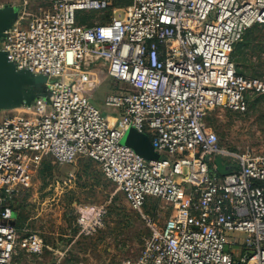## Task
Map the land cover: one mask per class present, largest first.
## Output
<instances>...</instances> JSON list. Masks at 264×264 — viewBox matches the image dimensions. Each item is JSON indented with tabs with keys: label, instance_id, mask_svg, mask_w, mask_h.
I'll list each match as a JSON object with an SVG mask.
<instances>
[{
	"label": "built area",
	"instance_id": "obj_1",
	"mask_svg": "<svg viewBox=\"0 0 264 264\" xmlns=\"http://www.w3.org/2000/svg\"><path fill=\"white\" fill-rule=\"evenodd\" d=\"M29 3L22 0L0 50L16 71L45 78L44 95L0 119V264L21 239L15 197L31 180L28 162L46 156L95 160L135 209L148 196L172 207L161 225L145 216L151 235L137 259L121 264H264V152L221 144L207 121L214 106L242 113L264 95V79L232 58L248 29L264 23V0ZM90 11L111 17L80 23ZM101 68L118 81L106 110L78 89ZM131 127L169 157L146 159L123 144ZM217 157L229 164L225 173ZM23 242L33 254L44 250L35 232Z\"/></svg>",
	"mask_w": 264,
	"mask_h": 264
},
{
	"label": "rangeland",
	"instance_id": "obj_2",
	"mask_svg": "<svg viewBox=\"0 0 264 264\" xmlns=\"http://www.w3.org/2000/svg\"><path fill=\"white\" fill-rule=\"evenodd\" d=\"M21 2L0 0V19L17 13ZM41 2L30 0L28 6L38 8ZM82 15L89 16L80 23L91 24L109 20L111 12ZM232 58L243 73L264 79V23L249 28ZM117 82L101 68L93 74L91 84L78 89L106 110L104 99ZM30 88L35 97L28 92ZM41 94L44 95L43 83L0 91V119L22 113L27 102ZM207 121L221 144L264 152V95L255 97L242 113L214 106ZM125 141L128 136L121 140L123 144ZM155 151L159 158L169 157L167 152ZM28 166L31 180L20 187L15 197L21 239L9 264H121L126 259H137L151 235L145 216L161 225L172 213V207L155 196H148L142 209L133 208L118 185L104 176L100 164L86 156L71 164H58L46 156L40 163L29 161ZM32 232L44 243L39 255L28 251L23 242L24 235Z\"/></svg>",
	"mask_w": 264,
	"mask_h": 264
},
{
	"label": "water",
	"instance_id": "obj_3",
	"mask_svg": "<svg viewBox=\"0 0 264 264\" xmlns=\"http://www.w3.org/2000/svg\"><path fill=\"white\" fill-rule=\"evenodd\" d=\"M17 15L18 12L5 19H0V39L4 35V31L9 28L17 18ZM25 75H29L30 77L26 79L24 77ZM44 81L45 78L42 76H34L25 71H16L15 68L7 62L4 52L0 50V91L20 89L26 83L30 86H35V84L43 83ZM28 92L31 93L33 97L36 96L33 89L30 88ZM32 101L33 100L28 101L27 104H31ZM127 136L128 141L124 142L125 145L132 147L138 154L146 159H159L152 140L147 134L135 128H130L123 136V140Z\"/></svg>",
	"mask_w": 264,
	"mask_h": 264
},
{
	"label": "trees",
	"instance_id": "obj_4",
	"mask_svg": "<svg viewBox=\"0 0 264 264\" xmlns=\"http://www.w3.org/2000/svg\"><path fill=\"white\" fill-rule=\"evenodd\" d=\"M107 12H110V11H107ZM88 16L89 15H80L79 16V20L80 21H82V22H84V21H86V19H88ZM79 21V22H80ZM103 22H105V21H103ZM91 24H94V23H91ZM256 25V24H255ZM249 30V29H248ZM247 33V32H246ZM246 35V34H245ZM245 37V36H244ZM234 59V58H233ZM240 71V70H239ZM240 72H242V71H240ZM243 73V72H242ZM216 162H217V164H218V171L220 172V173H225L227 170H228V166H229V164L227 163V161L224 159V158H222V157H217L216 158ZM15 210L17 211V209H16V207H15ZM18 213V212H17ZM16 225H17V223H16ZM17 227H18V225H17Z\"/></svg>",
	"mask_w": 264,
	"mask_h": 264
},
{
	"label": "crops",
	"instance_id": "obj_5",
	"mask_svg": "<svg viewBox=\"0 0 264 264\" xmlns=\"http://www.w3.org/2000/svg\"><path fill=\"white\" fill-rule=\"evenodd\" d=\"M110 120H111V122H114V118L111 116L110 117ZM151 138V137H150ZM17 216H18V213H17V211H16V220H17Z\"/></svg>",
	"mask_w": 264,
	"mask_h": 264
}]
</instances>
